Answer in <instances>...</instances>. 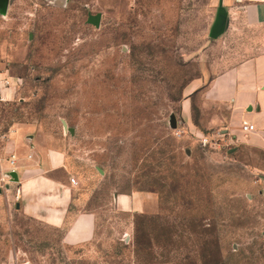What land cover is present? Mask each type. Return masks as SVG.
<instances>
[{
    "label": "rangeland",
    "instance_id": "374dc122",
    "mask_svg": "<svg viewBox=\"0 0 264 264\" xmlns=\"http://www.w3.org/2000/svg\"><path fill=\"white\" fill-rule=\"evenodd\" d=\"M224 1L10 0L0 151L21 157L24 134L65 153L50 172L78 185L54 227L23 210L0 166V264H264V149L223 132L228 114L204 95L262 31L244 21L254 1ZM221 6L230 27L212 38ZM139 191L156 194L154 210L116 208V194ZM83 211L96 213L94 235L71 244Z\"/></svg>",
    "mask_w": 264,
    "mask_h": 264
},
{
    "label": "crops",
    "instance_id": "0c3cea01",
    "mask_svg": "<svg viewBox=\"0 0 264 264\" xmlns=\"http://www.w3.org/2000/svg\"><path fill=\"white\" fill-rule=\"evenodd\" d=\"M228 3L230 0L222 2L223 5ZM244 17L250 27H260L262 31L255 34L246 45L245 51L249 53L244 59L215 75L208 82L204 95L228 114L226 119L222 120L223 132L227 131L232 140L251 139L256 146L264 149V2L248 4ZM14 88L15 84L12 82L11 86L1 83L0 99H7L4 97L12 95ZM183 110L191 115V101L184 102ZM244 123L255 124L256 131L243 132L241 125ZM17 142L20 146H26L24 154L19 158L15 154L17 160L13 165L0 151V166L3 170L8 169L6 174L13 168L17 172L20 170L17 198L21 201L23 210L54 227H63L71 213L72 204L76 201L74 187L78 182L71 183L70 180L59 179L51 172L66 167V154L57 149L39 152L36 145L29 144L24 134L19 135ZM9 147L8 152L14 150L12 143ZM73 179L74 177L72 182ZM114 204L121 211L151 212L157 206V196L147 191L118 193L114 197ZM95 226V212H80L65 232L66 241L80 244L90 240L94 235Z\"/></svg>",
    "mask_w": 264,
    "mask_h": 264
},
{
    "label": "water",
    "instance_id": "95a60500",
    "mask_svg": "<svg viewBox=\"0 0 264 264\" xmlns=\"http://www.w3.org/2000/svg\"><path fill=\"white\" fill-rule=\"evenodd\" d=\"M9 4H10V0H0V12L7 13L9 9ZM99 17L100 15H97L94 18L93 22L98 24ZM227 28H228V20L224 16L223 9L221 6L219 9L218 15H217V19L211 30V37L218 38L226 31ZM0 98H1V94H0ZM10 173H11L12 180L19 181V175L16 170H12ZM19 205L20 204L18 203L17 206L19 207Z\"/></svg>",
    "mask_w": 264,
    "mask_h": 264
},
{
    "label": "built area",
    "instance_id": "2783aa9c",
    "mask_svg": "<svg viewBox=\"0 0 264 264\" xmlns=\"http://www.w3.org/2000/svg\"><path fill=\"white\" fill-rule=\"evenodd\" d=\"M250 1L264 2V0H250ZM1 83L5 86H11V81L6 76H3V73L0 72V84ZM256 129L257 128H256L255 124H253V123H244L241 125V130L245 133H252V132L256 131ZM202 143L204 145L210 144L209 139L205 135L202 137ZM16 160H17V157L15 154H13L11 157V160H10L11 164L15 165ZM13 170H14V168H13Z\"/></svg>",
    "mask_w": 264,
    "mask_h": 264
},
{
    "label": "bare ground",
    "instance_id": "6f19581e",
    "mask_svg": "<svg viewBox=\"0 0 264 264\" xmlns=\"http://www.w3.org/2000/svg\"><path fill=\"white\" fill-rule=\"evenodd\" d=\"M8 174H10V173H8Z\"/></svg>",
    "mask_w": 264,
    "mask_h": 264
}]
</instances>
